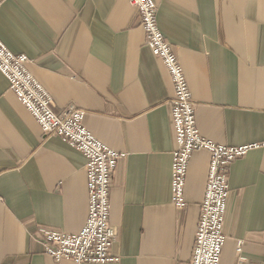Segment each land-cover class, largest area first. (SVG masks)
Listing matches in <instances>:
<instances>
[{"label": "crops", "instance_id": "crops-1", "mask_svg": "<svg viewBox=\"0 0 264 264\" xmlns=\"http://www.w3.org/2000/svg\"><path fill=\"white\" fill-rule=\"evenodd\" d=\"M159 26L185 70L202 134L257 144L229 169L221 264H264V0H155ZM130 0H0V38L29 57L53 108L86 111L120 159L111 189L117 262L191 264L211 154L195 151L187 206L172 200V77L146 44ZM87 157L41 125L0 71V264L56 261L40 227L76 233L89 215ZM241 242V251L238 244Z\"/></svg>", "mask_w": 264, "mask_h": 264}, {"label": "built area", "instance_id": "built-area-1", "mask_svg": "<svg viewBox=\"0 0 264 264\" xmlns=\"http://www.w3.org/2000/svg\"><path fill=\"white\" fill-rule=\"evenodd\" d=\"M141 14L146 44L162 59L174 84L171 116L176 148L172 164V200L180 209L187 206L185 186L192 154L198 150L211 154L205 195L191 264H221L226 242L225 216L231 194L229 169L238 158L257 144L229 146L202 134L197 124L196 104L185 70L171 42L158 22L155 0H130ZM29 57L12 51L0 38V71L10 82V88L30 110L42 127L45 137L60 136L88 159L89 215L86 224L76 233L40 227L34 237L44 245V252L60 262H117L112 253L119 228L111 223V189L114 171L127 153L116 150L99 139L86 125V111L68 106L61 112L53 108V96L28 68ZM241 251V242L238 244Z\"/></svg>", "mask_w": 264, "mask_h": 264}]
</instances>
